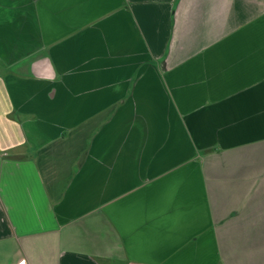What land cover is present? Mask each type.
Here are the masks:
<instances>
[{"label": "crops", "instance_id": "1", "mask_svg": "<svg viewBox=\"0 0 264 264\" xmlns=\"http://www.w3.org/2000/svg\"><path fill=\"white\" fill-rule=\"evenodd\" d=\"M264 264V0H0V264Z\"/></svg>", "mask_w": 264, "mask_h": 264}, {"label": "built area", "instance_id": "2", "mask_svg": "<svg viewBox=\"0 0 264 264\" xmlns=\"http://www.w3.org/2000/svg\"><path fill=\"white\" fill-rule=\"evenodd\" d=\"M18 264H25V262L21 260Z\"/></svg>", "mask_w": 264, "mask_h": 264}]
</instances>
